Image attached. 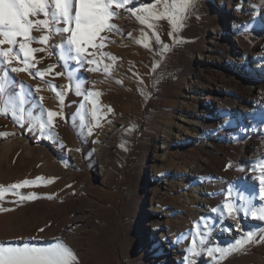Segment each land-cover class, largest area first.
Returning <instances> with one entry per match:
<instances>
[{"label":"rangeland","instance_id":"obj_1","mask_svg":"<svg viewBox=\"0 0 264 264\" xmlns=\"http://www.w3.org/2000/svg\"><path fill=\"white\" fill-rule=\"evenodd\" d=\"M146 2L150 0H132L128 7ZM117 11L112 21L116 30L102 33L107 37L103 46L97 40L79 61L72 58L74 52L57 54L65 34L53 35L48 45L32 42V47L45 50L34 54L36 59L30 62L35 67L28 71L11 72L0 64V82L5 83L0 109L7 111L0 114V243L36 247L63 243L77 257L74 264H264V221L251 218L249 210V205L264 206L261 190L226 178L229 173L254 170L249 150L259 135L251 123L242 118L237 127L215 124L208 132L198 128L199 138L176 135L180 117L203 100L201 90L188 91L190 82L198 77L206 84L214 82L211 74H200L201 56L211 54L210 59L225 61L210 50L213 31H218L221 50L232 52L241 41L251 58L264 51L263 7H253L250 0H193L182 27L171 36L173 29L166 20H149L156 25L149 29L129 10ZM248 64L256 69L252 61ZM10 67L24 64L13 61ZM235 78L254 86L264 82V71H243ZM48 110L61 115L51 128L41 130ZM167 123L174 132L163 149ZM14 132L27 145L20 141L12 149L5 147ZM73 146L74 162L62 154ZM179 149L186 155L177 153ZM195 160L206 169L199 180L183 168L184 161ZM37 177L44 179L36 181ZM24 180L36 183L11 186ZM206 183L209 192L204 193ZM32 194L35 199H21ZM195 194L213 201L199 205ZM226 202L249 215L243 229L226 223L230 217L223 212ZM159 212L166 240L153 233V218ZM225 230L232 231V237L219 234ZM249 232L256 242L243 250L227 258L223 253L219 258L209 255L216 246L238 247ZM194 237L200 253L195 256L189 252ZM173 242L183 247L181 260H175L168 247Z\"/></svg>","mask_w":264,"mask_h":264},{"label":"snow or ice","instance_id":"obj_2","mask_svg":"<svg viewBox=\"0 0 264 264\" xmlns=\"http://www.w3.org/2000/svg\"><path fill=\"white\" fill-rule=\"evenodd\" d=\"M131 3L132 0H0V64L8 66L11 72L28 71L30 67H35L30 62L36 59L34 54L45 50L44 48L32 47V42L48 45L53 35L64 36L65 34H67L68 50L75 53L72 58L79 61L89 46H97V40L101 41L99 46H103L102 42L107 37L102 36V33L116 30V25L112 21L119 14L117 10H129L136 16L140 24L147 25L149 29L156 27L149 20H166L173 29L168 33L171 36L175 30L182 27L189 9L193 7V0H150L141 6L129 8ZM161 4L163 5L162 10L159 8ZM140 13L146 15H140ZM34 32L40 33V35L34 36ZM128 35L130 36L131 33ZM157 39H159L158 35ZM4 45L7 47H3ZM147 46L145 44V47ZM112 58L115 59V57ZM13 61H22L24 67H10ZM91 70L96 71L97 69ZM105 70L107 71V66H105ZM37 74L43 76L44 73L39 72ZM4 75L7 77L8 72L5 71ZM4 91L5 83L0 82V93ZM58 95L63 100V95L59 93ZM89 95L93 94L90 93ZM94 95H99V93ZM85 99L87 100L88 97L86 96ZM23 100L24 97L21 95V104ZM92 103V116L95 118L97 117L96 101L93 100ZM108 111L111 112L112 109L109 107ZM0 114H7V111L0 109ZM13 114L15 115V112ZM60 115L59 112L48 110L47 123L41 122V130L51 128L54 118ZM18 118L22 119V116ZM43 179V177H37L36 181ZM55 179V177L52 178V180ZM36 181L24 180L12 185V187L20 188L35 184ZM259 183L264 185V175L259 177ZM259 195L264 198V191H261ZM230 197L231 192L229 191V199ZM35 198V194H32L21 199ZM249 210L251 218L264 221V206L257 208L256 205H249ZM239 211L240 208L234 203L226 202L223 205V212L230 217L236 218ZM197 235L203 236L199 227L197 228ZM254 242H256V238L253 233L249 232L244 240L238 242V247L224 246L221 248L216 246L215 252H210L209 255H217L219 258L220 254L223 253L224 257L227 258ZM191 243L190 254L199 255L197 239L194 237ZM76 259L72 249L63 243L49 247H36L27 244L13 246L0 243V264H74Z\"/></svg>","mask_w":264,"mask_h":264},{"label":"bare ground","instance_id":"obj_3","mask_svg":"<svg viewBox=\"0 0 264 264\" xmlns=\"http://www.w3.org/2000/svg\"><path fill=\"white\" fill-rule=\"evenodd\" d=\"M250 2L253 7L259 5L262 6L264 9V0H250ZM124 24H127V22ZM213 33L214 35L212 37H214L215 40L211 41L212 46L210 47V50L212 52L216 50L218 52V58H225V61L222 62V60L216 61L210 59L209 56H211V54L201 56V59H203V61L200 74H203L204 71L206 72L207 75L205 73L204 74L207 77H210L211 74L214 77V82L206 84L205 81L200 77H198L197 80L190 82L191 84L188 87V91L195 93L196 91L201 90V99L203 100L200 101L198 106L196 105L193 107L189 115L185 114L180 117V121L176 125V135H184V138H199L201 134L198 131V128L201 131L208 132L215 128V124H217L223 129L227 125L237 127L242 125V118H247V122L251 123L252 128L256 131L255 133L259 135L255 144H251L249 150L251 168L257 170H253L251 173H247V171L244 173H229L227 174L226 178L230 182L234 181L238 184H243L244 186L246 184H249L253 188H259L261 191H263L264 185H261L259 183V177H257L256 175L261 176L264 173V82H259L254 86H250L247 83H242L235 77L236 75L241 74L243 71L247 72L248 74L252 73L253 71L255 73L261 74L264 71V51H261L257 54H253V57L250 58L249 51L245 48L244 44L239 41L237 43L239 46L234 48L232 52L230 51L228 53L226 50L220 49V40L218 39V37H216V35H218V31H213ZM59 53L60 55L62 54L66 56L71 53L68 50L66 40L65 43L60 45L59 52H57V54ZM232 60L237 61V64H232ZM248 60L252 61L253 66L256 67L255 70L251 69L250 64H248ZM209 61L213 63L210 65L208 63ZM56 64L57 63H54L52 66L58 67V64ZM39 71H43L42 67L39 68ZM232 74L234 75L232 76ZM173 132L174 129L170 126L169 123H167V125L164 126L162 135L163 138L165 137L162 145L163 149H166L167 146L165 139H167L168 136H170V134H172ZM20 141H23L25 145H27L28 143L27 140L21 136V134H19L18 132H14L7 138L5 147L12 149ZM177 143L179 145L184 144L183 141H177ZM103 144L104 143L100 145V150L103 149ZM177 153L181 155H186V153L180 149ZM62 154L74 162L77 157V150H75L73 146V148L71 149L62 150ZM165 154L166 152L163 153V157H165ZM23 155L25 156V152L23 153ZM20 157L22 156L20 155ZM203 161L208 163L211 162L210 160ZM183 168L184 172L195 180H199L200 174L206 170L205 167L196 160L184 161ZM255 172L257 173L256 175H254ZM20 173L22 172L20 171ZM11 178H14V176ZM13 180L15 182L16 178ZM201 191H203L204 193L209 192V185L207 183L204 184L201 188ZM193 200L194 202L199 203V205L210 204L213 201L206 199L201 194H195ZM201 210L202 208L196 209V212L200 213ZM248 216L249 215L245 212H239L236 218L229 217L226 223L230 226L232 225L235 230H240L244 228V221L248 220ZM153 222V224L156 225V230L153 233L158 234L160 238L166 240L168 236L166 230L161 225L162 221L160 212L155 214ZM219 234L232 237V231L230 230L219 231ZM168 247L172 251V255L175 260H181L183 258L184 255L182 245L177 242H173L168 243Z\"/></svg>","mask_w":264,"mask_h":264}]
</instances>
